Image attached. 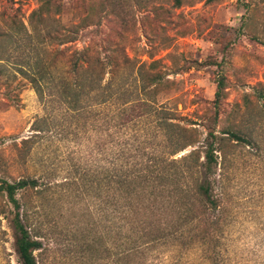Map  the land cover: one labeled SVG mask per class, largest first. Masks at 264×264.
<instances>
[{
    "label": "rangeland",
    "instance_id": "374dc122",
    "mask_svg": "<svg viewBox=\"0 0 264 264\" xmlns=\"http://www.w3.org/2000/svg\"><path fill=\"white\" fill-rule=\"evenodd\" d=\"M100 2L64 0L62 14L48 23L49 28L65 34L76 29L80 16L92 15L95 21L78 40L62 46L55 41L49 47L51 62L57 49L88 45L114 62L121 63L123 56L147 66L158 61L157 70L170 83L161 88L157 105L171 109L177 122L196 128L194 136L200 141L206 127L213 126L216 80L223 74L226 98L216 131L238 129L251 140L225 143L226 159L219 166L225 215L217 232L159 244L146 264H264V99L258 97L264 83V5L254 18L252 30L261 37L257 42L241 30L246 11L238 0H180V7L177 0H114V8ZM37 7V0H0V30L23 23L30 32V16ZM15 14L14 24L9 17ZM111 49L116 53L108 54ZM46 55L44 45L25 32L0 43V72L4 66L5 77L12 81L6 89L0 80V179L39 182L36 191L24 196L32 229L42 242L37 264H117L113 212L106 205L109 195L99 186V173L107 164L120 167L126 148L127 158L136 161L139 142L148 144L140 145L147 147L141 154L155 149L161 156L168 152L163 148L167 143L155 119H133L125 125L117 110L125 101L119 96L112 106L117 112L115 128L105 125L109 116L105 124L98 120L97 127L74 134V128L56 120L50 132L35 135V122L53 105L40 102L32 85L21 80L18 66L32 70ZM65 70L61 63L51 67V74L58 78ZM134 72L127 63L115 74L129 89L125 100L137 99ZM52 89L45 88L47 94ZM6 92L13 100L6 99ZM9 218L0 215V264H20Z\"/></svg>",
    "mask_w": 264,
    "mask_h": 264
},
{
    "label": "trees",
    "instance_id": "16d2710c",
    "mask_svg": "<svg viewBox=\"0 0 264 264\" xmlns=\"http://www.w3.org/2000/svg\"><path fill=\"white\" fill-rule=\"evenodd\" d=\"M37 2L38 7L30 16V32L23 23L9 31L0 30V43L3 39L11 40L25 32L27 37L33 39L35 36L39 44L44 45L47 55L40 57L32 70L18 66L21 80L32 85L40 102L45 107L47 104L53 105L47 115L35 122V131L39 132L35 135L50 132L51 122L56 120L63 127L67 125L74 128V134H81L80 131L87 127H97L98 120L105 124L103 119L109 116L111 120H106L105 125H108L109 130L115 128L117 112L113 109L119 96L118 99L124 98L125 101L117 109L125 125L133 119H155V126L167 143L163 148L168 152L161 156L155 149L148 155L141 154L142 151L146 152L147 147L140 145L148 144L139 142L135 150L138 152L136 161L127 158L126 148L120 167H114L113 163L110 168L107 164L99 173V186L109 195L106 205L113 212L116 263L146 264L154 258L152 254L159 244L184 237L193 239L215 234L225 215V196L219 179V166L226 159L225 143L251 144V140L238 129L216 131L214 126L218 124L222 113L227 78L220 74L216 80L213 126L206 127L207 135L200 141L194 136L198 132L196 128L177 122L171 109L157 105L161 88L170 83L167 76L157 70L158 61L147 66L144 62L138 64L128 56H123L121 61L131 63L135 68L136 100H125L129 95L127 84L122 86L121 80L115 77L125 64L103 57L95 46L88 45L81 50L65 46L62 50L54 51L56 57L51 62L49 47L54 46L55 41L62 46L78 40V35L92 25L90 21H95V16L87 14L78 17L81 22L76 29L62 34L49 28L48 23L62 14L64 0ZM238 3H242L246 11L242 18V32L246 31L253 40L261 42L260 35L252 29L257 24L255 14L262 10L264 0H238ZM100 4L104 8H114L115 5L114 0H101ZM176 5L180 7V0H177ZM112 14L120 17L115 12ZM158 15L157 11L155 17ZM9 18L15 24L16 14ZM157 20L160 21L159 18ZM60 37L61 40H58ZM116 51L111 49L108 54ZM61 63L66 70L56 78L51 74V67ZM1 69L4 70L0 72V80L5 81L4 86L9 89L12 81L5 77V67ZM108 74L112 76L106 78ZM13 75L16 79L17 73ZM49 85L53 89L47 94L45 88ZM260 86L262 89L258 97L264 99V83ZM6 93V99L13 100L9 92ZM107 110L113 113L107 115ZM102 146L104 151L105 143ZM192 146L197 148L175 158ZM38 187L36 179L14 182L0 179V215H11L9 223L20 264H37V252L42 249V242L32 229L28 203L24 198L30 190L36 191ZM20 194H24L23 197Z\"/></svg>",
    "mask_w": 264,
    "mask_h": 264
}]
</instances>
